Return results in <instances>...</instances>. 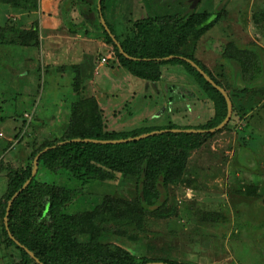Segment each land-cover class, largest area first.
Instances as JSON below:
<instances>
[{
    "label": "rangeland",
    "instance_id": "rangeland-1",
    "mask_svg": "<svg viewBox=\"0 0 264 264\" xmlns=\"http://www.w3.org/2000/svg\"><path fill=\"white\" fill-rule=\"evenodd\" d=\"M66 1V7H71L73 0H50V3L62 6ZM145 2L120 0L116 7L117 18L125 20L128 15L132 20L138 19L152 8L163 14L174 13L181 6L172 0H162L149 8ZM223 2L202 0L197 7L214 11ZM227 2L226 15L198 41L196 56L220 81L232 85L228 92L235 97L238 110L232 111L228 129L193 151L188 166L196 173L195 182L191 186L183 184L169 189L170 203L175 200L180 214L188 216L160 219L148 214L147 230L139 234V240L110 234L108 242L149 257L191 264H264V95L236 91V83L239 87L246 83L241 81L235 64L223 66L227 61L222 56L224 47L232 40L240 47L254 43L264 46V27H257L254 21V13L261 16L264 11V0ZM13 3V0L0 3V24L10 20L24 30L38 21L40 45L0 43V201L7 190L6 168H19L27 162L35 145L51 138L52 134L61 135L71 104L77 99L71 84L76 72L55 65L64 61L73 63L75 57H69L70 54L55 62L47 55L48 30L43 29V21H48L52 15L51 7L45 4L47 0H37L38 9H22ZM59 15L62 18L64 14ZM71 16L75 22L82 19L75 7ZM92 27L93 23L88 20L85 28ZM80 33L86 37V32ZM102 52L97 51L96 55L102 57ZM113 66V60L110 64L104 63L85 88L88 93L107 98L102 100L101 97V106L109 129H152L169 122L194 126L206 122L213 113L212 103L211 106L201 103L204 93L182 63L163 65L162 77L156 82ZM175 84L178 89L173 87ZM261 84H264L263 76L257 82ZM37 178L54 181L55 175L41 169ZM134 186L132 178L122 176L112 181L94 182L77 197L75 204L74 200L69 210L90 211L108 196L109 200L133 199ZM247 186L257 187L258 194L243 192ZM111 204L117 207L115 201ZM203 212L207 213L203 214L206 217L213 213L214 220L200 219L199 214L202 216ZM0 264H3L1 257Z\"/></svg>",
    "mask_w": 264,
    "mask_h": 264
},
{
    "label": "trees",
    "instance_id": "trees-1",
    "mask_svg": "<svg viewBox=\"0 0 264 264\" xmlns=\"http://www.w3.org/2000/svg\"><path fill=\"white\" fill-rule=\"evenodd\" d=\"M81 1L91 6L89 0ZM119 1L102 0L103 15L125 52L137 59L126 57L120 51L102 24L99 14L95 15L94 20L97 30H101L100 36L113 51L111 59L113 67H123L137 77L156 82L162 77L163 65L182 63L204 93V96L201 95L203 97L201 103L210 106L212 103L213 113L206 122L194 126H178L169 122L163 127L152 129H109L101 106V97L103 96L102 100L107 98L85 90L87 81H91L93 77L89 68L85 69L82 64L61 66L60 69L69 68L76 72L71 84L77 99L71 104L69 119L61 135L52 134L51 138H46L39 145H35L24 165L19 168H6L7 190L0 201V257L3 264H41L11 238L9 231L44 264H145L159 261L170 264H191L163 257H149L136 250H127L106 239L110 234L128 235L131 239H138L139 234L147 230L148 214L160 219L187 217V214H180L181 209L175 200L170 203L169 189L171 186L183 184L191 186L195 182L196 173L188 166L193 151L202 148L215 134L228 129L232 119L223 128L214 132L168 131L119 143H96L72 139L110 140L134 137L155 129H211L218 126L228 112V104L222 92L188 61L177 57L163 58L169 55L191 58L217 84L228 91L232 85L220 81L196 56L198 41L226 15L228 2L212 11L199 10L197 6L191 9L187 3H184L185 0H179L181 6L174 13L163 14L160 10L152 8L144 17L132 20L127 15L128 18L123 20L117 18L116 7ZM142 1H146L145 3L151 8L152 3L159 4L162 0ZM1 2L8 3L12 0H0ZM13 2V5L22 9H38L40 5L37 0H13ZM201 2L202 0L199 4ZM66 3L67 1L63 5ZM97 3L98 0H94L93 8L98 13ZM63 5L60 6L59 11V14H64L61 15L63 28L72 34L78 32L91 34L92 29L85 28L88 20L83 11L77 9L83 20L76 23L71 16L73 8ZM68 7L71 9L69 10ZM254 21L257 27H264V11L261 16L254 13ZM8 33L11 37H7ZM0 43L5 46L40 45L38 21L35 20L29 28L23 30L14 22L6 20L4 24H0ZM222 56L224 61H227L223 66L227 63L231 66L235 64L241 81L246 83L242 87L236 83L234 88L236 91L264 95V84L257 85L258 79L264 77V46L254 43L251 46L240 47L232 40L224 47ZM173 87L178 89L177 85ZM183 90L184 87L181 92ZM192 91L188 90L191 93ZM229 95L233 102V110H238L235 97L232 93ZM173 98L175 99L174 96ZM197 99L199 100V97ZM46 147L49 148L40 155L36 174L11 205L7 226L5 216L8 202L32 176L34 159ZM41 169L55 175V180L38 179L37 175ZM63 174L66 175L65 178ZM120 176L134 180L135 198L122 200L120 197L109 200L108 196L104 202L96 204L90 211L69 210L74 200L73 204L92 183L112 181L120 179ZM241 191L238 190L240 193ZM243 192L258 194L255 186H247V190ZM113 201L117 204L116 208L112 207ZM154 205L157 206L156 209L152 208ZM203 214L207 213L203 212L202 216L199 214L200 219L214 220L213 213H208L209 217Z\"/></svg>",
    "mask_w": 264,
    "mask_h": 264
},
{
    "label": "crops",
    "instance_id": "crops-1",
    "mask_svg": "<svg viewBox=\"0 0 264 264\" xmlns=\"http://www.w3.org/2000/svg\"><path fill=\"white\" fill-rule=\"evenodd\" d=\"M89 1L91 3V6L86 5L81 0H73L71 2L72 3L71 7L72 8L75 7V9H80L81 12L83 11V13L86 15L87 20L93 23V27L91 28L92 29L91 34L86 33V37H83L80 32L76 34H72L66 28H63L62 25L63 20L59 15L61 5H59V3L51 4L50 0H47V3L45 4L51 7L52 15L49 17L48 21L46 20L43 21L44 22L43 29L48 30L47 39H49L48 41L49 45L47 47V55L49 59H51V61L59 62L56 61V59H60V60L64 59L66 55L69 56L70 54L72 55H70L69 57H75V62L73 63H67L63 60L64 61L63 63L60 64L56 63L55 65L61 67L64 64L65 65L82 64V66L84 67L86 66L87 68H89V71L94 75V73L95 74L99 73V69L101 66H103L104 63L110 64V61L113 58V51L109 49L110 45H108L105 42L102 36L95 35V33L101 32V30L99 31L97 30V27L94 24L95 15L99 14L101 22H102V17L105 19L102 11V1L100 3L98 0L97 3L98 13L93 8L94 0H89ZM172 1L178 2L179 0H172ZM200 1L201 0H199V2ZM199 2L197 3V5L199 4ZM184 3L189 4L188 2H186V0L184 1ZM195 7L190 6L191 9ZM97 51L100 52L103 51L102 52L103 56L99 57L98 53L96 55ZM103 57L106 58L105 61H103Z\"/></svg>",
    "mask_w": 264,
    "mask_h": 264
},
{
    "label": "water",
    "instance_id": "water-1",
    "mask_svg": "<svg viewBox=\"0 0 264 264\" xmlns=\"http://www.w3.org/2000/svg\"><path fill=\"white\" fill-rule=\"evenodd\" d=\"M102 0H99V2L101 3ZM194 5L192 7H195L197 5L198 0H194ZM227 2V0H224L223 4H225ZM102 22L105 25L106 29L108 30V32L110 33V35L112 36L113 40L116 42V44L118 45L120 51L129 58L132 59H137L136 57H133L129 54H127L125 52V50L123 49L122 45L120 44V42L117 40V38L114 36V34L111 32L110 28L108 27V25L106 24L105 19L102 17ZM181 58L184 59L186 61H188L189 63H191L205 78L206 80H208L212 85H214L220 92H222V94L225 96L227 104H228V112H227V116L226 118L216 127L211 128V129H195V128H172V129H162V130H153L150 132H146V133H142L140 135L134 136V137H128V138H120V139H110V140H102V139H92V138H85V139H81V138H74L72 139L73 141H79V140H84V141H92V142H96V143H119V142H128V141H132V140H138L144 137H148L150 135H155L157 133H163V132H168V131H172V132H207V131H217L221 128H223L231 119L232 116V111H233V102L232 99L228 93V91L221 85L217 84V82L201 67L199 66L194 60H192L191 58L185 57L183 55H169L164 57L163 59H170V58ZM160 59V58H158ZM49 147H46L44 150H42L39 154L36 155L35 159H34V167H33V171H32V176L24 183V185L12 196L11 200L8 202V206H7V211H6V216H5V221H6V225L8 224V215L10 212V208L11 205L13 203V201L15 200V198L29 185V183L31 182L33 176L36 174L37 170H38V166H39V157L42 154V152L48 150ZM161 187V184H159ZM143 194V193H142ZM161 200H164V196H161ZM152 208H157L156 205L152 206ZM8 226V225H7ZM9 234L11 236V238H13L19 245H21L23 248H25L27 250V252L34 257L39 263L44 264L40 261L39 258L36 257V255L33 253V251H31L27 246L21 244L17 239H15V237L13 236V234L9 231ZM145 264H170V263H166V262H149V263H145Z\"/></svg>",
    "mask_w": 264,
    "mask_h": 264
},
{
    "label": "flooded vegetation",
    "instance_id": "flooded-vegetation-1",
    "mask_svg": "<svg viewBox=\"0 0 264 264\" xmlns=\"http://www.w3.org/2000/svg\"><path fill=\"white\" fill-rule=\"evenodd\" d=\"M186 2H188L189 4H188V6H189V8H190V6H193L194 5V0H186Z\"/></svg>",
    "mask_w": 264,
    "mask_h": 264
},
{
    "label": "built area",
    "instance_id": "built-area-1",
    "mask_svg": "<svg viewBox=\"0 0 264 264\" xmlns=\"http://www.w3.org/2000/svg\"><path fill=\"white\" fill-rule=\"evenodd\" d=\"M105 60H106V58L103 57V61H105Z\"/></svg>",
    "mask_w": 264,
    "mask_h": 264
}]
</instances>
